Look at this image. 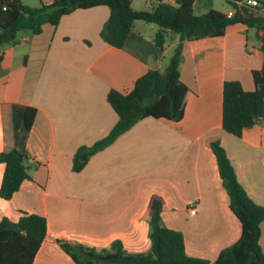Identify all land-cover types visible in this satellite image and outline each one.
I'll list each match as a JSON object with an SVG mask.
<instances>
[{
	"label": "crops",
	"instance_id": "crops-1",
	"mask_svg": "<svg viewBox=\"0 0 264 264\" xmlns=\"http://www.w3.org/2000/svg\"><path fill=\"white\" fill-rule=\"evenodd\" d=\"M154 2L132 0L131 6L143 10ZM231 7L229 0L193 2L197 15ZM109 14L106 5L75 9L56 26L43 25L39 34L20 31L0 49V150L22 151L30 177L10 199L0 197V221L16 222L22 211L44 216L46 235L31 264H84L55 239L96 250L119 240L127 252H147L143 214L151 195L159 194L161 223L183 234L188 255L213 262L239 239L241 223L229 208L206 138L220 137L238 182L264 205V120L240 136L222 128L223 84L237 80L243 89H255L252 72L263 63L262 31L238 22L222 35L184 40L179 72L192 93L183 117H145L74 171L76 150L107 135L117 121L108 91L127 92L149 69L161 71L179 42L167 30L159 48L154 40L159 27L135 21L124 45L114 47L100 35ZM3 171L0 163V185ZM259 242L264 252V222Z\"/></svg>",
	"mask_w": 264,
	"mask_h": 264
},
{
	"label": "trees",
	"instance_id": "trees-1",
	"mask_svg": "<svg viewBox=\"0 0 264 264\" xmlns=\"http://www.w3.org/2000/svg\"><path fill=\"white\" fill-rule=\"evenodd\" d=\"M131 1L40 0L38 6L31 7L21 0H0V49L13 42L20 31L36 35L41 33L43 25L56 26L63 15L75 9L98 5H106L110 9L100 35L114 47L124 45L135 21L153 23L159 27L154 39L159 48L164 46L167 30L179 35V42L163 72L149 69L135 80L129 91H108L106 99L117 114V121L107 135L90 146L82 145L76 150L72 157L74 171L83 169L93 154L145 117L179 121L192 93L180 78L183 41L222 35L230 24L240 22L262 31L263 63L259 70L252 72L255 82L252 91L243 89L237 80L224 82L222 128L227 133L240 136L245 128L255 125L261 118L264 120V12L260 11L264 6L263 0H258L259 6L255 8L237 9L232 16L217 10L197 15L193 11L194 0H175V5L155 0L154 4L143 10L133 9ZM205 144L215 155L219 176L229 198V208L241 223L239 239L222 249L215 261L186 253L183 234L161 223L164 199L159 194L151 195L143 214V219L149 225L151 243L147 252H127L119 240L101 250L65 238L55 239V244L84 264H264V252L259 242L264 205L256 204L238 182L220 137H208ZM25 159L26 155L14 147L0 150V163L4 164L1 198L10 199L23 181L30 178ZM46 229L45 217L36 213L22 211L16 222L3 218L0 221V264H31Z\"/></svg>",
	"mask_w": 264,
	"mask_h": 264
},
{
	"label": "built area",
	"instance_id": "built-area-1",
	"mask_svg": "<svg viewBox=\"0 0 264 264\" xmlns=\"http://www.w3.org/2000/svg\"><path fill=\"white\" fill-rule=\"evenodd\" d=\"M231 2L235 3L236 6H233L231 7L230 11H228L226 14L227 16H232L237 9H240L242 7H247L248 9H251V8H255L257 6H259V1L258 0H244V1H241V0H230ZM3 9H5V7H3ZM189 213L190 214H194L195 213V208H191L189 210Z\"/></svg>",
	"mask_w": 264,
	"mask_h": 264
},
{
	"label": "rangeland",
	"instance_id": "rangeland-1",
	"mask_svg": "<svg viewBox=\"0 0 264 264\" xmlns=\"http://www.w3.org/2000/svg\"><path fill=\"white\" fill-rule=\"evenodd\" d=\"M23 1H24V3H26V4H28V5L32 6V7L38 6L39 3H40V0H23ZM148 24H150L152 26H155L153 23H148ZM170 53H172V51H170ZM168 62H169V56L166 57V64H165L166 66H167ZM166 66L161 68V72H163L165 70Z\"/></svg>",
	"mask_w": 264,
	"mask_h": 264
}]
</instances>
